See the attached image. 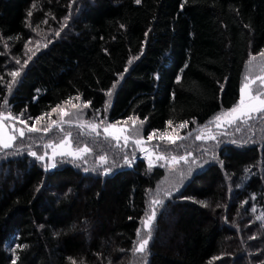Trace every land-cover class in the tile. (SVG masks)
I'll use <instances>...</instances> for the list:
<instances>
[{"label":"trees","instance_id":"16d2710c","mask_svg":"<svg viewBox=\"0 0 264 264\" xmlns=\"http://www.w3.org/2000/svg\"><path fill=\"white\" fill-rule=\"evenodd\" d=\"M68 4L0 0V105L28 122L79 97L109 123H140L143 135L203 125L236 105L250 54L264 60V0H85L9 91L28 26L63 17ZM227 128L230 138L158 209L146 264H264V235L245 234L248 208L264 209V114ZM24 141L0 150V264H133L148 194L164 176L147 166L150 153L136 160L134 148L107 174L70 156L49 169L28 154L39 144ZM84 146L112 149L87 136Z\"/></svg>","mask_w":264,"mask_h":264},{"label":"rangeland","instance_id":"374dc122","mask_svg":"<svg viewBox=\"0 0 264 264\" xmlns=\"http://www.w3.org/2000/svg\"><path fill=\"white\" fill-rule=\"evenodd\" d=\"M84 2L85 0H69L66 14L63 17L59 19L55 17H52L51 19L46 18L39 27L29 25L28 27H29L30 37L26 42L23 54L20 58L13 57V63L11 65V70L9 73L18 71L20 75L24 66L31 61V59L37 52L46 48L49 45V43L53 41L56 37L60 36L63 33H66L71 27L72 20L75 18V16L83 7ZM57 32H59V35L56 34ZM17 59L20 60L19 64L16 62ZM25 61H27L26 64ZM262 69H264V60L258 63H252V62L249 63L248 61L244 70L245 72H244L243 84L247 82L245 80L246 76L249 79H253L258 75L264 74V71H262ZM19 75L15 78V80L18 79ZM10 77L13 80V77L11 75ZM259 87H260L259 81H257L255 85H252L254 92ZM261 91H264V89H261ZM84 105L85 103L81 102L79 99L73 98L65 102L64 104L59 105L46 116H43L42 117L43 119H40L39 122L36 121V118L29 122L27 121L29 127L39 128L40 129L39 132H28L27 128H25L23 124H20L14 120L12 121L16 129L24 128L25 131V136L23 138L25 139L24 145L33 144V143L39 144L37 147H34V150L32 151L36 152L38 155L45 156L44 161H41V163H43L45 168H49V169L54 167H49L48 165H50L51 163H55L56 165L58 158L61 156L60 155L53 156V150L51 148L45 147L49 143H54V142H49L47 140H51V141L52 140L59 141V139L63 140L68 132H71V137H68V140L71 144V150H75L76 148L73 146L72 141L70 139L75 140V144H78V148H79V146L82 144L83 136H87L90 139H107L110 143H112V149H107L106 154L100 153L98 151H92L91 149H89L88 153L83 157V159L80 160L74 159L77 164L82 165L86 169H90V170L92 167H96L103 170L105 168L109 170L113 168H117L120 165L127 164L125 162V157H127L128 160L130 161L132 160V156H134L135 149L138 152L140 148H149L150 154L145 158L147 160L146 161L147 166L149 167V163L151 162L153 164V167L162 168L164 170V176L158 182L156 187L153 190H151L148 194V205H147L148 212H150V208L153 207V205H151L150 203L152 200L159 198L162 199L164 202V200L168 197V196H164L165 191L174 193L188 178H190V176L195 170L203 167L211 160L218 146L223 141L230 138L227 128L228 124L221 123V126L217 127V123H216V117L222 115V113L224 112L219 114H214L203 125H197V126L193 125L188 127L186 126L183 128H180L179 126L176 125H172L169 126L164 132H151L148 133L147 135L146 134L143 135V128L140 123L138 125L136 124L135 121L131 119H126L116 123H109L105 116L106 115L105 109L98 111H90L88 107H84ZM3 112L7 114L8 113L7 108H3ZM64 112L68 113V115H63ZM17 117L21 119L19 116ZM256 117L257 115H254V118L251 120H254ZM54 122L55 124H58L59 127L53 126ZM81 123L97 124L98 125L97 132L99 133V135H97L96 132H92L91 129L88 127H79L78 125ZM109 124H115L117 128L128 129L127 132L122 134V135H127L130 138L127 144H125V141L122 138L119 141H117L112 139L110 136L106 135L104 129ZM7 125L11 126L13 124H7ZM48 128H51V131L46 132L45 129ZM6 130L11 131V128L9 127ZM204 130L210 131L213 135L216 136V139L215 140L196 139V137L200 135ZM162 133H167V136H165L163 140L160 139ZM16 135L19 136L18 133H16ZM46 135H49V137L45 140L47 142H43V138ZM149 135L153 136L151 140L147 139ZM169 136L176 140L174 144L169 142L168 140ZM177 137H181V138H177ZM134 139H141L144 142H142V144L138 146L132 142ZM60 142H57L55 144H59ZM104 146L105 144L103 145V147ZM82 148H85V146ZM27 151H31V150L28 149ZM156 155H163L165 156L166 159L156 160L155 159ZM100 156H104L106 158L107 162L103 165H101L100 163L99 160ZM172 156H176V157L184 156L186 158V161L180 160L178 163L173 165L171 163ZM32 157L36 159L34 156ZM189 167H191L192 169L191 173H188ZM181 173L185 174L183 179L180 178ZM161 205L155 206L156 214ZM249 209L250 207L248 208V215H249L248 218L252 221L253 228H245L246 231L245 234L249 238H256L261 234L263 236L264 219H261V217H264V209H262L258 205H252L251 210ZM253 209H255V211H253ZM139 229L141 231V237H140L141 239L148 235V232L145 231L144 225L142 223ZM150 239H151V233H150ZM241 243L242 245L245 244V240L242 241V237H241ZM136 244H138V238ZM240 246L241 245L238 244V248L236 250L237 252L239 251V249H241ZM241 251L242 250H240L239 252ZM136 255L133 264L147 263V247H146V251L143 254L137 252ZM214 260L218 261V258Z\"/></svg>","mask_w":264,"mask_h":264},{"label":"snow or ice","instance_id":"6c2138e0","mask_svg":"<svg viewBox=\"0 0 264 264\" xmlns=\"http://www.w3.org/2000/svg\"><path fill=\"white\" fill-rule=\"evenodd\" d=\"M136 3H140V0H136ZM29 15H31V12L29 13ZM56 34L59 35V32H57ZM146 35H147V33H146ZM258 55L264 56V51L260 52ZM255 59H256V57L251 56V54H250L249 63H251V61L255 60ZM16 62L19 64L20 60L17 59ZM131 62L132 61L130 60L129 64ZM26 63H27V61H25V64ZM125 71H127V69H125ZM262 71H264V69H262ZM10 75L13 77V81L8 84V90L9 91H11L12 84L15 83V78L19 75V72L14 71V72L10 73ZM0 79H2V78H0ZM245 80L247 82L244 83L240 89V97H239L237 104L235 106H233L231 109L222 113V115L216 117L217 127H220L221 123H226L229 126H231L232 124L236 123L237 121L244 123V124H247L248 120H251L254 118V115L264 114V91H261V89H264V74L258 75L253 79H249L246 76ZM257 81L260 82V87L258 89H256L254 92L252 85H255ZM106 95L111 96V91L106 93ZM77 99H79V97H77ZM90 103H91L90 101L87 102L84 105V107H88ZM7 105H8V101H7V99H5L3 105H0V108H7ZM19 115L23 116L24 113H20ZM63 115H68V113L64 112ZM28 119H32V118L29 117ZM40 119H43V118L42 117L36 118V121L39 122ZM7 120H14L20 124H23L24 127L27 128L28 132H39L40 131L39 128L29 127L27 120L19 119L17 116H14L10 111L7 114H5L3 111H0V150H8V149H12L14 147L15 142L17 140L16 133L19 134L20 139H23L25 136L24 128L16 129L15 125L9 126L5 123V121H7ZM141 123H143V122H141ZM193 123H194V121H193ZM210 123H212V122H210ZM53 126L59 127V125L55 124V122H54ZM78 126L79 127H88L91 129L92 132H96L97 135H99V133L97 132V128H98L97 124L81 123ZM9 127L11 128V131L6 130ZM179 127L183 128V127H185V124L182 123L179 125ZM45 131L46 132L51 131V128L45 129ZM127 131H128L127 128H117V126L115 124H109L104 129V132L106 133L107 136H110L112 139L117 140V141H119L122 138L125 141V144H127L128 140L130 138L127 135H122V134L127 132ZM165 136H167V133H162L160 136V139L163 140L165 138ZM68 137H71V132H68L66 137L59 144L49 143L45 147L51 148L53 150V156L60 155V156H70L76 160L83 159V157L88 153L89 149L87 147H85V148H76L75 150H71V144L68 140ZM152 138H153V136L149 135L147 139L151 140ZM177 138H181V137H177ZM196 139H198V140H215L216 136L213 135L210 131L204 130V131H202V133L200 135H198L196 137ZM168 140L170 143H173V144L176 142V140L170 136L168 137ZM132 142L138 146L142 144L141 139H134ZM233 142L235 143L236 141H233ZM17 151H19V149H17ZM141 151H148V150L145 148H141ZM28 154L34 156L37 160H40V161H44V159H45L44 155H38L34 151H29ZM189 155H190V153H189ZM155 159L156 160H165L166 158L163 155H156ZM99 160H100L101 165H103L107 162L106 158L104 156H100ZM180 160L186 161V158L184 156H179V157L172 156L171 157V163L173 165L178 163ZM125 162L129 163V164L131 163V161L128 160L127 157H125ZM48 166L49 167H55V163H51ZM152 167H153V164L150 162L149 168L151 169ZM108 171H109V169H107V168L104 169L105 174H107ZM191 171H192V169H191V167H189L188 173H191ZM184 176H185L184 173L180 174L181 179H183ZM37 190H39V189H37ZM171 194L172 193L169 191L164 192V196H170ZM150 203H151V205H153V207L150 208V212L146 211V213H145L146 218L142 219V221H141L142 224L144 225L145 231L148 232V235L141 239L140 238L141 237V231H140V229H137L138 244L134 245V248H133L134 253L138 252V253L143 254L146 251V247H147V245L149 243V239H150L152 223H153V221L155 219V215H156V207L155 206L161 205L163 203V200L156 198V199L152 200ZM201 203L203 206H205V207L207 206L204 202H201ZM253 211H255V209H253ZM261 219H264V217H261ZM71 264H76V261L72 260Z\"/></svg>","mask_w":264,"mask_h":264},{"label":"built area","instance_id":"2783aa9c","mask_svg":"<svg viewBox=\"0 0 264 264\" xmlns=\"http://www.w3.org/2000/svg\"><path fill=\"white\" fill-rule=\"evenodd\" d=\"M145 149H147L148 151H141V148H140L139 154L135 157L136 160L137 159L142 160L150 153V149L149 148H145Z\"/></svg>","mask_w":264,"mask_h":264}]
</instances>
